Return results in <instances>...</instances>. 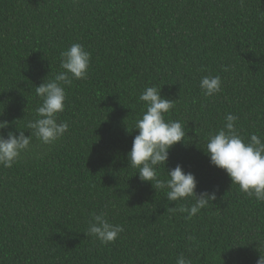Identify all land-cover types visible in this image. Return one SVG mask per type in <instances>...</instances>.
<instances>
[{
	"label": "trees",
	"instance_id": "obj_1",
	"mask_svg": "<svg viewBox=\"0 0 264 264\" xmlns=\"http://www.w3.org/2000/svg\"><path fill=\"white\" fill-rule=\"evenodd\" d=\"M72 43L91 61L88 78L66 86L58 122L68 131L51 146L33 135L18 163L0 166V264H176L181 254L193 264H256L264 202L232 185L203 148L228 113L245 138L264 136V0H0L5 137L31 134L36 86L64 71ZM216 75L222 90L205 96L201 78ZM148 86L174 100L165 119L187 132L160 178L180 164L197 194L215 193L191 219L172 209L192 198L168 201L129 166ZM101 212L124 227L113 243L85 234Z\"/></svg>",
	"mask_w": 264,
	"mask_h": 264
},
{
	"label": "clouds",
	"instance_id": "obj_2",
	"mask_svg": "<svg viewBox=\"0 0 264 264\" xmlns=\"http://www.w3.org/2000/svg\"><path fill=\"white\" fill-rule=\"evenodd\" d=\"M91 53L80 43H72L61 53L60 67L64 70L52 79H45L36 86V95L41 103L36 108V117L29 122L30 135L24 131L19 134L12 131L3 134L9 122L0 120V166L11 168L18 163L23 154L30 149L31 137L34 135L42 144L53 145L68 131L69 124L58 122L59 114L65 110L66 86L73 80L88 78ZM227 67L224 71H228ZM200 88L205 96H213L222 90V80L219 75L204 76L200 80ZM139 101L145 103L146 111L135 123L138 134L134 137L128 153L129 166L138 169L139 179L150 182L153 188L165 191L168 201L176 202L192 198L194 203L190 208H173V211L186 212L188 218L196 216L210 202L216 199L215 193L207 191L197 194L198 181L192 172H185L183 166L177 164L173 169H167L168 178L161 179L159 167L166 168L169 150L176 144L185 141L187 132L181 121L166 120L165 115L175 107L174 100L161 95V88L148 86L139 96ZM223 127L215 133H210L207 139L205 154L210 164L222 169L229 176L232 185H238L239 190L258 203L264 202V136L255 133L249 138L240 134L237 127L238 116L228 113ZM124 231L123 225L113 224L106 213L94 214L85 232L102 244L113 243ZM176 264H193L191 258L183 254L176 258ZM256 264H264V254L260 255Z\"/></svg>",
	"mask_w": 264,
	"mask_h": 264
}]
</instances>
